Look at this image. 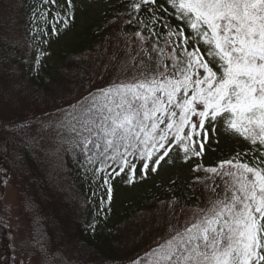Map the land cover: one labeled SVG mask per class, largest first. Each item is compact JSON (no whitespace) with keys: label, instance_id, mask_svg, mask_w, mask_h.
<instances>
[{"label":"trees","instance_id":"trees-1","mask_svg":"<svg viewBox=\"0 0 264 264\" xmlns=\"http://www.w3.org/2000/svg\"><path fill=\"white\" fill-rule=\"evenodd\" d=\"M9 2L0 0V188L9 181L18 192L21 210L28 220L30 255L35 264H127L131 254H139V248L127 256L118 253L123 227L132 217L128 206L146 211L153 204L149 196L143 203H129L124 196L130 187L148 183L155 173L148 171L145 175L140 171L142 162L133 159L137 168L131 184L127 182L128 169L109 177V202L105 173L95 172L100 165L87 164L79 150L69 149L72 137L68 113L78 115L79 109L87 106L86 97L114 80L131 77L140 60L146 59L142 49L151 51L156 37L144 42L141 49L129 45L139 40L134 35L140 30L139 20L150 23L152 12L148 9L153 6L135 13L130 7L133 0H119L112 13L89 19L74 0L71 9L68 0H12L14 8H7L12 7ZM157 5L163 6L157 15L167 17V0H157ZM69 13V24L64 27L60 17ZM167 18L172 25L181 23L174 16ZM14 27H18L17 33ZM153 27L166 32L160 22ZM53 28L57 29L55 35ZM142 35L149 36L147 29ZM56 111L66 114L55 132L48 135L46 147L40 134L43 128L37 123ZM215 126L213 133L212 124L206 121L209 137L200 157L185 161L184 154L173 146L175 150L165 160L171 161L170 167H189L190 177L181 192L173 190L174 183L169 188L155 189L159 200L178 198L195 209L202 202L221 198L224 194L216 176L203 168L193 169L198 165L218 166L237 153H248L243 155L248 162L253 156L259 157L249 141L225 131L223 120ZM113 169L119 170L112 164L106 171L111 173ZM0 264H15L10 221L1 196Z\"/></svg>","mask_w":264,"mask_h":264},{"label":"snow or ice","instance_id":"snow-or-ice-1","mask_svg":"<svg viewBox=\"0 0 264 264\" xmlns=\"http://www.w3.org/2000/svg\"><path fill=\"white\" fill-rule=\"evenodd\" d=\"M149 5L150 23L140 19L134 35L142 43L156 37L151 51L142 49L146 59L131 77L90 94L78 115L68 113L69 149L100 165L95 172L105 173L110 202L109 177L128 169L131 184L133 159L142 162L146 175L157 172L173 146L185 161L200 157L209 137L206 121L215 133L222 119L225 131L249 141L259 157L248 162V153H237L218 166L193 169L219 176L224 195L197 208L191 223L146 254L147 264H264V0H167L164 11L177 25L157 15L163 7L157 0H133L130 7L139 13ZM70 18L60 17L64 27ZM158 22L166 32L153 27ZM144 29L149 36L142 35ZM112 164L119 170L109 173Z\"/></svg>","mask_w":264,"mask_h":264},{"label":"rangeland","instance_id":"rangeland-1","mask_svg":"<svg viewBox=\"0 0 264 264\" xmlns=\"http://www.w3.org/2000/svg\"><path fill=\"white\" fill-rule=\"evenodd\" d=\"M12 7L15 4L10 0ZM79 3V8H82L83 13L90 19H98L105 13H112V9L115 4L119 3V0H74ZM12 3V4H11ZM114 11L113 13H115ZM16 33L18 32V27ZM144 46L140 40H135L129 47L131 49H141ZM69 111L70 108H68ZM66 113L59 114L58 111L46 114L42 117L40 125L42 130L41 136L44 137V143L48 146V135L55 132L57 126L59 127L63 116ZM197 120L193 117V120ZM222 119H218V124ZM222 125V124H221ZM189 167L179 169L170 167L168 161H162L158 167L157 172L150 178L149 182L143 185L130 187L127 190L126 201L129 203H135V201L144 202V199L149 196V203L153 204L151 209L142 211L133 208L130 209L131 218L126 223V227H123L122 238L120 240L119 256H127L129 252L139 251L138 257L131 254L127 258V264H133L134 261L140 260L141 264H147L148 256L153 249L158 248L161 244L165 243L169 238L174 236L178 231H182L189 223L192 222L196 209H205L209 207V203L202 202V206L192 208L189 205L180 203L177 198L161 201L159 197L154 194L160 186L169 188L173 183L172 188L178 189L179 192L183 191L185 184L189 180ZM229 170H231L229 168ZM219 178V179H218ZM216 179L221 182L222 192H225L224 181L216 176ZM228 179V178H225ZM207 192V188H204ZM0 196L3 203V208L7 213L10 221V230L12 235L13 255L15 264H35L34 259L30 255L29 238H28V220L23 214L20 207V200L18 192L12 182L3 184L0 188ZM124 203V202H123ZM199 204V202H198ZM134 205V204H133ZM201 205V204H200ZM120 208V207H118ZM63 253H61L62 255Z\"/></svg>","mask_w":264,"mask_h":264}]
</instances>
